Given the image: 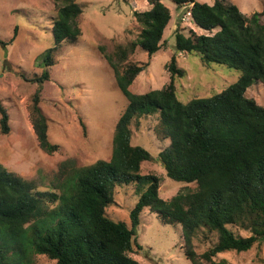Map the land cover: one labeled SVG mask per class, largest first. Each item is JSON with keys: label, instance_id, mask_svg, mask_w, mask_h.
<instances>
[{"label": "trees", "instance_id": "obj_1", "mask_svg": "<svg viewBox=\"0 0 264 264\" xmlns=\"http://www.w3.org/2000/svg\"><path fill=\"white\" fill-rule=\"evenodd\" d=\"M62 1L52 19L53 49L81 36V7L76 0ZM172 1L186 7L194 25L204 31L191 28L184 33L176 27V51L198 52L206 63L237 68L239 77L220 92L183 103L174 84L183 70L173 54L165 64L169 80L162 88L131 92L129 86L149 62H126L128 55L137 46L147 57L163 48L170 19L162 0H147L149 10H134L141 26L137 38L116 45L111 54L98 47L127 98L115 124L110 157L70 167L72 171L56 186L58 193L39 190L34 180L0 162V264H35L36 255L56 264H141L130 253L141 248L135 236L144 209L163 223L181 225L184 253L191 264H231L214 257L248 250L264 240V106L245 95L252 83L264 85V9L247 16L224 0ZM51 52L42 60L40 75L31 79L22 75L38 84L29 115L39 146L48 153L57 151L58 144L48 139L47 118L39 103L42 84L49 78L47 67L53 64ZM147 115L157 118L155 135L169 140L158 154L166 175L195 184L194 188L185 185L169 199L160 197L156 175L140 173L142 162L151 159L149 152L131 143V124ZM8 118L0 100L2 134L10 129ZM129 184L139 194L129 213L130 226L106 214L116 187ZM201 228L203 237L213 233L216 241L199 255L192 237ZM240 230L249 234L243 236Z\"/></svg>", "mask_w": 264, "mask_h": 264}, {"label": "rangeland", "instance_id": "obj_2", "mask_svg": "<svg viewBox=\"0 0 264 264\" xmlns=\"http://www.w3.org/2000/svg\"><path fill=\"white\" fill-rule=\"evenodd\" d=\"M212 4L214 0H197ZM238 6L249 16L264 9V0H224ZM82 9L78 17L81 36L77 42L63 41L55 49L51 33L52 19L62 0H0V100L8 113L9 131L0 132V162L8 170L34 180L41 191L58 193L61 181L72 171L70 167L88 165L97 159H108L116 121L127 105V98L116 85L112 68L98 47L111 54L118 44L134 41L141 29L133 11L151 8L147 0H76ZM169 8L170 19L164 28L162 47L151 57L137 46L126 62H149L129 90L143 93L162 88L169 80L165 64L175 54L177 66L183 70L175 78L177 98L186 103L194 98L220 92L237 80L240 70L216 62H204L198 52L175 49V28L184 33L195 26L187 8L172 0H162ZM264 21V16L261 17ZM164 45V46H163ZM52 49L53 64L48 66L49 78L42 84L39 103L47 118L48 139L58 150L48 153L40 148L30 121V106L38 84L32 78L44 69L43 58ZM245 95L264 106V85L254 82ZM156 116H142L131 124V143L146 149L150 160L141 164V174L159 178V195L169 199L185 185L194 183L173 180L165 173L159 152L169 144L154 132ZM68 162L63 167V162ZM65 168V170H63ZM67 172V173H66ZM63 173V174H61ZM66 173V174H65ZM139 194L133 184L117 186L114 202L106 214L114 221L130 226L129 213ZM135 240L141 248L130 253L141 264H191L186 258L181 225L161 222L154 212L144 209L136 228ZM243 236L249 233L240 230ZM198 229L192 237L193 249L201 255L216 241V235L203 237ZM215 260L231 264H264V240L245 251L220 252ZM35 264H56L44 255H36Z\"/></svg>", "mask_w": 264, "mask_h": 264}, {"label": "built area", "instance_id": "obj_3", "mask_svg": "<svg viewBox=\"0 0 264 264\" xmlns=\"http://www.w3.org/2000/svg\"><path fill=\"white\" fill-rule=\"evenodd\" d=\"M186 13H187V15H189V16H190V12H189V11H187Z\"/></svg>", "mask_w": 264, "mask_h": 264}]
</instances>
